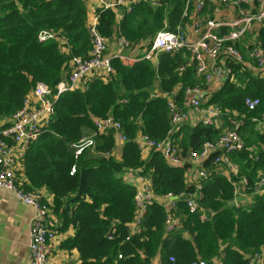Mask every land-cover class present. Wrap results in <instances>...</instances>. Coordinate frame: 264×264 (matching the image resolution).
Masks as SVG:
<instances>
[{
  "label": "trees",
  "instance_id": "1",
  "mask_svg": "<svg viewBox=\"0 0 264 264\" xmlns=\"http://www.w3.org/2000/svg\"><path fill=\"white\" fill-rule=\"evenodd\" d=\"M185 2L168 0L161 7L143 2L122 21L113 10H98V29L110 41L117 36L139 45L183 23ZM88 16L86 0H0V131L10 127V119L38 83L55 89L70 73L74 58L89 57ZM44 31L55 32L58 39L41 43L39 35ZM259 44L264 49V28ZM112 63L114 73L108 79L93 78L83 89L67 91L55 101L50 124L24 161L26 189L47 190L54 197L52 209L62 224L60 230H75L61 247L77 250L80 264H152L157 257L161 264L198 260L248 264L249 254L264 249V194L240 208L231 202L235 180L245 177L251 188L264 170V150L257 154L250 150L264 144V134L253 122L264 120V82L246 62H231L232 76L209 101L222 109L227 121L228 113L247 116L242 129L245 149L231 156L239 176L230 180L214 172L203 182L202 205L213 213L211 221L202 223L179 200L182 228L167 233L166 213L155 203L142 221V232L128 239L135 219L136 189L125 182V173L141 170L158 197L179 196L191 189L185 168L171 167L157 152L144 159L134 139L141 133L164 140L171 129V94L178 89L180 102L186 89L201 81L196 63L185 51L160 53L156 63L141 60L126 66L119 58ZM248 98L260 100L256 110H248ZM108 115L123 124L128 139L121 159L113 155L114 133L96 136L95 146L77 155L80 142L95 132V119ZM221 130L202 123L185 125L176 139L187 154L216 140ZM214 157L205 162L206 167L211 168Z\"/></svg>",
  "mask_w": 264,
  "mask_h": 264
},
{
  "label": "built area",
  "instance_id": "2",
  "mask_svg": "<svg viewBox=\"0 0 264 264\" xmlns=\"http://www.w3.org/2000/svg\"><path fill=\"white\" fill-rule=\"evenodd\" d=\"M168 0H96V7L88 9V31L92 50L88 58H74L71 71L65 75L63 81L55 88L38 83L26 97L23 107L10 119V127L0 131V190L14 192L19 200L34 211L30 223V242L28 264H50L53 255V241L58 231L57 224L51 217L52 200L41 190H27L29 185L25 175L24 161L30 147L39 139L55 113L54 104L59 97L76 89H83L84 85L93 78L108 79L114 73L113 59L119 58L121 62L129 65L146 60L156 63L160 53L188 52L196 63L197 78L201 81L193 87L186 89L185 94L189 99L182 104L178 101L179 90L173 91L169 101L171 129L168 136L162 141L151 139L148 135L138 134L134 141L138 145L144 159L152 152L159 153L171 167L185 168V180L190 190L179 196L155 195L151 181L141 174V170L125 173L126 180L135 187V219L130 224L128 239L142 232V221L151 206L155 203L162 205L166 213V232L174 233L182 228V218L179 217L178 204L183 200L191 214H197L202 223L211 221L212 212L202 205L204 199V180L214 172L224 173L231 169L235 176L239 171L232 161V154L245 149L242 129L245 127L247 116L237 112L228 113L229 126L221 130L219 137L214 141H207L199 151H190L185 154L177 142L178 129L189 121L190 112L199 114L201 123L205 126H214L220 129V122L224 113L217 105L205 106L203 103L204 92L214 82L220 72L219 62L223 59L226 64L224 73L229 79L233 72L229 67L231 62L242 63L246 55L242 48L248 50L247 56L254 63L256 76L264 82V49L256 41L255 33L264 27V0H217L226 6H235L239 9L238 17L232 21L210 19L206 23L202 14L208 0H186L183 17L186 19L175 30H162L150 41L141 43L144 52L136 59H130L125 52L136 49L139 45L131 43L124 37H115L112 41L104 37L99 29L98 10L121 11L122 15L131 14L143 2H148L153 7H161ZM260 1V7L255 8V3ZM87 3V1H86ZM192 12V16H191ZM118 17V16H117ZM191 17V18H190ZM193 19V29L196 37L189 35L187 19ZM120 18L118 17V20ZM223 29L228 32L221 34ZM58 36L53 31H44L39 35V41L45 43L57 40ZM251 39L248 46L247 40ZM115 43L116 51L110 53V44ZM146 47V48H145ZM67 51V50H66ZM260 105L259 99H246L249 111H254ZM262 125L264 120L253 119ZM95 132L84 138L78 145L77 155L86 148L95 146V137L114 133L117 143L124 145L128 139L124 133L123 124L114 116L108 115L103 119H95ZM211 168L205 166L212 155ZM114 155V154H113ZM251 158L258 160L253 155ZM74 172V170H73ZM242 183L249 188V181L242 179ZM235 198L231 205L240 208L241 204L236 196L239 194L236 184ZM255 196L264 194V174L259 175L251 187ZM112 239V236H109ZM119 258H123L122 255ZM248 264H264V249L247 256ZM170 261L175 262L171 257ZM190 264H207L198 260Z\"/></svg>",
  "mask_w": 264,
  "mask_h": 264
},
{
  "label": "crops",
  "instance_id": "3",
  "mask_svg": "<svg viewBox=\"0 0 264 264\" xmlns=\"http://www.w3.org/2000/svg\"><path fill=\"white\" fill-rule=\"evenodd\" d=\"M87 7L90 10H93L96 7V0H86ZM260 7V1L255 3V8ZM239 9L235 6H226L217 0H208L204 13L202 14V20L204 23L210 19H216L221 21H232L238 17ZM117 16L120 18L119 21H122L124 16L121 11L116 12ZM192 16V12H191ZM191 18V17H190ZM187 19L189 23V35L191 38H195V32L193 29V19ZM264 28V27H263ZM261 28L259 31L255 33L256 41L260 42V33L263 30ZM228 32V29H223L221 34H225ZM251 39L247 40L248 46L251 44ZM115 43L111 42L110 44V53L114 54L116 51ZM144 45H139L136 49L125 52V55L130 59H136L140 54L144 52ZM242 52L246 55V63L251 66L254 74L256 75V70L254 63L248 58L247 53L248 50L246 47H243ZM226 62L221 59L219 62L220 72L215 78L214 82L205 90L203 103L205 106L214 105L209 104L214 93H216L228 80L226 74L224 73V66ZM133 64L131 63L130 66ZM189 99V97L184 94V99L180 101V103L185 104V102ZM202 117L194 112H190V118L185 125L197 126L201 123ZM260 132L264 134V129L262 125L257 124ZM220 129L227 128L229 123L227 119H222L220 122ZM122 144L117 143L116 150L114 152V156L120 160L121 152H122ZM251 153L257 154L259 150H264V144L258 143L250 148ZM147 159V158H146ZM235 167L239 171V166L234 163ZM264 174V170L258 172V176ZM224 175L228 177V179L232 180L233 178H237L233 174L231 169H226L224 171ZM245 178V177H244ZM241 178L239 181H234L236 184V188L239 194L236 196L237 201L240 202L241 206H247L253 203L254 195L252 194L251 188H247L242 183ZM247 179V178H246ZM128 183L129 181L126 180ZM47 195V198L54 200V197L47 192V190L42 189ZM34 216V211L32 208L25 206L19 200L17 195L12 191H4L0 190V264H28L29 259V242H30V223ZM51 217L57 224V237L53 241V255L50 259V264H80V254L77 250H66L61 247L62 243L73 237L75 235V230L73 227L68 228L63 231L60 230L62 224L53 209L51 211ZM186 237H189L186 235ZM152 264H161L160 257H157Z\"/></svg>",
  "mask_w": 264,
  "mask_h": 264
},
{
  "label": "bare ground",
  "instance_id": "4",
  "mask_svg": "<svg viewBox=\"0 0 264 264\" xmlns=\"http://www.w3.org/2000/svg\"><path fill=\"white\" fill-rule=\"evenodd\" d=\"M129 63H131V62L129 61ZM129 65H131V64H129Z\"/></svg>",
  "mask_w": 264,
  "mask_h": 264
},
{
  "label": "rangeland",
  "instance_id": "5",
  "mask_svg": "<svg viewBox=\"0 0 264 264\" xmlns=\"http://www.w3.org/2000/svg\"><path fill=\"white\" fill-rule=\"evenodd\" d=\"M144 48V47H143ZM146 48V47H145ZM129 64H131V63H129Z\"/></svg>",
  "mask_w": 264,
  "mask_h": 264
}]
</instances>
